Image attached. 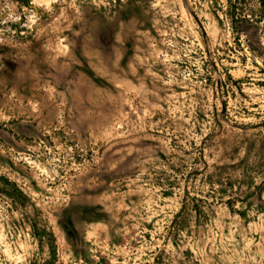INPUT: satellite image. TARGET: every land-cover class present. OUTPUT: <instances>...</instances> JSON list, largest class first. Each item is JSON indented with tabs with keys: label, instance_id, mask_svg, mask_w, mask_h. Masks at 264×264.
Here are the masks:
<instances>
[{
	"label": "rangeland",
	"instance_id": "rangeland-1",
	"mask_svg": "<svg viewBox=\"0 0 264 264\" xmlns=\"http://www.w3.org/2000/svg\"><path fill=\"white\" fill-rule=\"evenodd\" d=\"M192 14L195 15L197 21ZM258 0H0V264H264Z\"/></svg>",
	"mask_w": 264,
	"mask_h": 264
},
{
	"label": "trees",
	"instance_id": "trees-1",
	"mask_svg": "<svg viewBox=\"0 0 264 264\" xmlns=\"http://www.w3.org/2000/svg\"><path fill=\"white\" fill-rule=\"evenodd\" d=\"M258 13L259 17L256 21H251L245 17H241L239 14L235 17H231L232 24H262L264 28V0H258ZM0 195L10 199L12 202L24 206L27 202L26 196L18 189L16 184L10 182L7 178L0 176ZM33 237L37 240L38 248L42 252L47 251L48 259L43 264H56L57 262V249L56 242L53 234L45 227H38L32 225Z\"/></svg>",
	"mask_w": 264,
	"mask_h": 264
},
{
	"label": "water",
	"instance_id": "water-1",
	"mask_svg": "<svg viewBox=\"0 0 264 264\" xmlns=\"http://www.w3.org/2000/svg\"><path fill=\"white\" fill-rule=\"evenodd\" d=\"M192 16L194 17V19L197 21V18L195 17V15L194 14H192Z\"/></svg>",
	"mask_w": 264,
	"mask_h": 264
}]
</instances>
